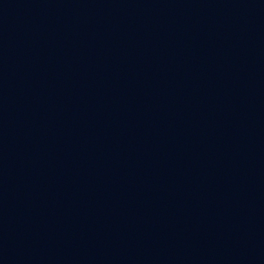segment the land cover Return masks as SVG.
I'll list each match as a JSON object with an SVG mask.
<instances>
[{
  "label": "water",
  "instance_id": "95a60500",
  "mask_svg": "<svg viewBox=\"0 0 264 264\" xmlns=\"http://www.w3.org/2000/svg\"><path fill=\"white\" fill-rule=\"evenodd\" d=\"M0 264H264V0H0Z\"/></svg>",
  "mask_w": 264,
  "mask_h": 264
}]
</instances>
